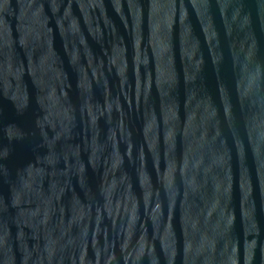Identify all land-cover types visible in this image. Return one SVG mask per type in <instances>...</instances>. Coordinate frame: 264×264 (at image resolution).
Wrapping results in <instances>:
<instances>
[{"label": "clouds", "instance_id": "9594fccd", "mask_svg": "<svg viewBox=\"0 0 264 264\" xmlns=\"http://www.w3.org/2000/svg\"><path fill=\"white\" fill-rule=\"evenodd\" d=\"M0 264H264V0H0Z\"/></svg>", "mask_w": 264, "mask_h": 264}]
</instances>
